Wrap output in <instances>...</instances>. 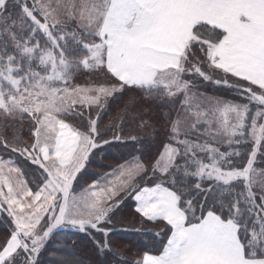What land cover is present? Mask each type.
<instances>
[{"label":"snow or ice","instance_id":"6c2138e0","mask_svg":"<svg viewBox=\"0 0 264 264\" xmlns=\"http://www.w3.org/2000/svg\"><path fill=\"white\" fill-rule=\"evenodd\" d=\"M0 230V264H264V0H0Z\"/></svg>","mask_w":264,"mask_h":264},{"label":"trees","instance_id":"16d2710c","mask_svg":"<svg viewBox=\"0 0 264 264\" xmlns=\"http://www.w3.org/2000/svg\"><path fill=\"white\" fill-rule=\"evenodd\" d=\"M83 79V78H82ZM202 90H207L211 92L213 90L212 85H206ZM108 122V116L104 117V123ZM127 150L126 149H116L111 148L108 149L103 153V159H101V154L98 153L97 157L89 164L88 168L86 169L85 176L83 182L91 183L92 179L100 173L107 172L111 168L115 167V165L118 162H121V157L126 155ZM30 167V166H29ZM131 202L129 201L122 209L121 213L118 215L121 216L124 220V224L120 225L117 224V228L120 227H127L128 229H134L135 227H138V221L132 220V212L131 208L128 206ZM150 227V226H149ZM3 238V231L0 230V239ZM72 237H69V243L72 242ZM151 239V233H144L143 237L141 238L140 234H137L133 231H127V232H117L114 233L112 236L113 243L117 247H131L133 250L136 249V247H143L142 241H150ZM78 254L84 258V264H88V261L95 259V256L92 252V247L89 244H85L78 249H76ZM53 257H49V259H52Z\"/></svg>","mask_w":264,"mask_h":264}]
</instances>
